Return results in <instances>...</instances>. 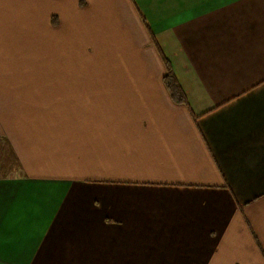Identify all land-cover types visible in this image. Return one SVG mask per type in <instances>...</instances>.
<instances>
[{
  "label": "crops",
  "instance_id": "0c3cea01",
  "mask_svg": "<svg viewBox=\"0 0 264 264\" xmlns=\"http://www.w3.org/2000/svg\"><path fill=\"white\" fill-rule=\"evenodd\" d=\"M0 63V157L6 103L46 124L0 176V264L62 238L72 264H264V0H0Z\"/></svg>",
  "mask_w": 264,
  "mask_h": 264
},
{
  "label": "rangeland",
  "instance_id": "374dc122",
  "mask_svg": "<svg viewBox=\"0 0 264 264\" xmlns=\"http://www.w3.org/2000/svg\"><path fill=\"white\" fill-rule=\"evenodd\" d=\"M10 15H11L10 12L5 7V32H6V36L8 34H11V29L8 28V26L10 25V22L7 19V17ZM20 59L22 62L28 61L29 59H31V56L29 53H27L25 55H22L20 57ZM13 61H14V59L11 57V55H5V57H4V70H5V72H7L13 64H17V63H13ZM24 64L25 63L22 64V68L25 67V66H23ZM1 68H2V66L0 63V69ZM8 81L9 80H8L7 75H6V83H8ZM12 104H13L12 101H9L8 105L10 107H7V103H6L5 111L3 114V116L5 118V122H6V124H5L6 129L11 130L10 131V138H12L11 139L12 141L10 142L9 138H7V137L5 138V145H4L5 157L4 158L0 157V176H2V177H4V176L5 177H12L14 175H17L16 174L17 171H19L20 169L22 170L19 160H21L22 163L25 162L23 159L24 156H22V155L24 154V152L29 150L30 139L32 138V136L34 134H36L37 132H40L46 126V124H40L39 121H36L37 120L36 119L37 110L30 108V106H18L17 108L16 107L13 108V107H11ZM19 129L23 133L22 134H14V133L18 132ZM6 135L8 136V134H6ZM15 137H16V139H15ZM35 138H36V136H35ZM13 143H14L15 148H16L17 156L14 154ZM2 165L4 166V168H2L3 170L1 169ZM8 168H12V169H14V171L11 172ZM8 171H10V172H8ZM22 174H24V173H22ZM38 197H37L38 199L42 200V198L44 197V194L39 195ZM19 205H20L22 211H25V212H27V210L29 212H32L35 209H37V204L35 205V203L30 201V200L24 204L19 203ZM106 222H108V221L105 220V223ZM62 240L71 242L68 244L66 243V247H67L66 253H68L66 256L65 255L59 256L61 254L60 253L61 247L58 246L56 253L52 255L51 259L49 257H45L44 254L51 250V247H48L47 249H45V251L40 250L37 253V255H36L37 256L36 257L37 262L39 264H72V262L75 260L77 254H78V253H76V251L78 249L76 250V247H75L77 245V243H76L74 238H62ZM73 250H76V251L73 252Z\"/></svg>",
  "mask_w": 264,
  "mask_h": 264
},
{
  "label": "trees",
  "instance_id": "16d2710c",
  "mask_svg": "<svg viewBox=\"0 0 264 264\" xmlns=\"http://www.w3.org/2000/svg\"><path fill=\"white\" fill-rule=\"evenodd\" d=\"M165 65V75H164V85L170 95V98L178 104H185L186 105V98L185 94L183 93L182 89L180 88L175 75L167 62H164Z\"/></svg>",
  "mask_w": 264,
  "mask_h": 264
}]
</instances>
